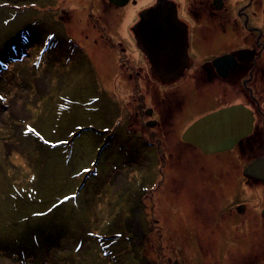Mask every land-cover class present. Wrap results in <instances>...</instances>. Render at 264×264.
<instances>
[{
  "label": "rangeland",
  "instance_id": "1",
  "mask_svg": "<svg viewBox=\"0 0 264 264\" xmlns=\"http://www.w3.org/2000/svg\"><path fill=\"white\" fill-rule=\"evenodd\" d=\"M53 4L0 8V264H264V182L244 197L238 172L248 214L198 234L195 176L170 182L177 138L133 117L149 107L157 118L163 89L135 86L116 49L90 55L95 44L68 37L70 12ZM192 107L177 132L200 118ZM247 136L242 155L263 158L262 129Z\"/></svg>",
  "mask_w": 264,
  "mask_h": 264
},
{
  "label": "flooded vegetation",
  "instance_id": "2",
  "mask_svg": "<svg viewBox=\"0 0 264 264\" xmlns=\"http://www.w3.org/2000/svg\"><path fill=\"white\" fill-rule=\"evenodd\" d=\"M52 1V7L62 5L61 11L70 12L74 32L68 37L95 44L90 55L116 49L120 62L142 77L135 86L143 82L163 89L158 100L164 108L155 111L159 118L150 115L154 110L149 107L135 110L133 117L145 128L159 124L165 136L177 138L168 143L169 165L176 168L170 182L177 187L180 181L175 177L182 170L195 176L200 198L197 233L229 231L224 224L231 223L237 212L248 214L246 203L236 202L237 173L248 191L264 182L242 172L254 159L240 152L250 137L225 150L204 152L182 140L181 127L188 105L193 104L192 114L200 110L201 117L239 102L253 113L251 133L262 129L264 134V0H0V8L34 10L48 8L43 2ZM237 159L247 160L237 167Z\"/></svg>",
  "mask_w": 264,
  "mask_h": 264
},
{
  "label": "water",
  "instance_id": "3",
  "mask_svg": "<svg viewBox=\"0 0 264 264\" xmlns=\"http://www.w3.org/2000/svg\"><path fill=\"white\" fill-rule=\"evenodd\" d=\"M253 121L252 111L241 104L221 108L192 122L182 133V140L204 152L225 150L251 133ZM243 173L264 180V157L252 161Z\"/></svg>",
  "mask_w": 264,
  "mask_h": 264
},
{
  "label": "bare ground",
  "instance_id": "4",
  "mask_svg": "<svg viewBox=\"0 0 264 264\" xmlns=\"http://www.w3.org/2000/svg\"><path fill=\"white\" fill-rule=\"evenodd\" d=\"M259 190H263V189H259ZM245 191L248 192V194H249V191H248V189H244L243 196H244V197H247L248 194H246Z\"/></svg>",
  "mask_w": 264,
  "mask_h": 264
},
{
  "label": "snow or ice",
  "instance_id": "5",
  "mask_svg": "<svg viewBox=\"0 0 264 264\" xmlns=\"http://www.w3.org/2000/svg\"><path fill=\"white\" fill-rule=\"evenodd\" d=\"M85 171H87V169H85Z\"/></svg>",
  "mask_w": 264,
  "mask_h": 264
}]
</instances>
